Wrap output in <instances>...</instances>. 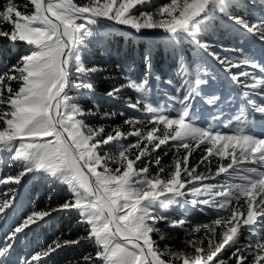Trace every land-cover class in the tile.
<instances>
[{
  "label": "snow or ice",
  "instance_id": "obj_1",
  "mask_svg": "<svg viewBox=\"0 0 264 264\" xmlns=\"http://www.w3.org/2000/svg\"><path fill=\"white\" fill-rule=\"evenodd\" d=\"M151 4L152 0L0 3V40L25 48L16 63L0 72V160L15 170L14 175H0V185L9 186L0 199V219L9 210L15 211L17 190L28 176L65 185L69 194L55 207L50 206V194L49 206H33L8 230L0 241V264H49L55 254L82 241L94 242V255L85 254L75 264H229L230 260L247 264L249 257L251 264H264V235L257 227L264 224V75L254 71L264 73V63L257 61L251 50L228 48L212 38L217 21L223 18L229 22L228 31L256 38L264 45V16L250 19L234 14L243 7L241 0H168L145 10ZM101 21L125 26L137 34L162 31L163 45L176 61V84L171 94L162 93L163 107L151 99L152 46L144 51L139 72L133 68L122 71L121 80L106 90V97L123 101L126 109L141 113L124 119L133 129L127 133L119 126L106 132L103 124L92 127L86 123L89 117L108 121L126 115L125 111H101L96 74L104 69L98 63L87 66L83 56L88 38L98 31ZM185 41L197 56L206 54L222 67L235 96L204 91L201 86L210 81L203 78V64L191 68L184 55ZM14 81L19 84L17 89L12 87ZM167 83L173 85V80ZM72 90L85 100L90 98L91 107L81 106L69 95ZM126 90L136 93L135 100L123 95ZM197 97L207 107V127L198 126L204 115L196 109ZM234 100L239 104H233ZM221 104L232 110L223 124L228 133L212 126V121L225 119ZM217 108L218 112L213 111ZM142 124L151 127L147 131L136 127ZM130 137L135 141L121 143ZM169 144L178 151L183 149L184 155L174 159L172 170L164 176L160 156H155L154 162H145V158ZM201 145L204 155L200 164L218 158L214 173L210 169L208 175L198 173L199 164L189 165L192 152ZM139 163L144 166L138 167ZM153 163L158 167L155 175L150 174ZM222 174L224 183H205ZM188 196L190 200L185 199ZM189 204L200 206L198 210L204 215L211 210L215 218L194 223L186 213L176 219L160 211L173 205L183 209ZM61 213L77 216L84 234L76 239L58 236L27 257L15 255L22 238ZM161 222L183 230L186 236L202 231L204 235L185 241L191 253L168 247L161 250L152 238L160 232ZM244 231L254 241L241 244ZM226 249H232L231 254L222 259Z\"/></svg>",
  "mask_w": 264,
  "mask_h": 264
},
{
  "label": "rangeland",
  "instance_id": "obj_2",
  "mask_svg": "<svg viewBox=\"0 0 264 264\" xmlns=\"http://www.w3.org/2000/svg\"><path fill=\"white\" fill-rule=\"evenodd\" d=\"M241 0L243 7L239 9L234 10V14L238 12H243V11H248L246 13L247 17L250 19H255L259 18L261 16H264V4L261 3V0ZM76 3L82 4V0H75ZM87 2V1H86ZM168 0H152V4L149 6L145 7V10L151 11L153 10L154 6H159L160 4L166 3ZM229 22L226 19L220 18L217 21V28L215 31L214 36L212 37L214 40L219 41L222 43L225 47L228 48H244L245 51L251 50L255 54V56L259 55L261 52V49L264 48V45H261V43L256 39L252 37H244L239 35L236 32H230L227 30ZM103 25L106 27L107 31L112 32L113 30H123L126 33H129V35L133 36L134 38L140 40L143 42L142 47L144 48V51L149 47V46H157V42L159 39H162L164 33L162 31H151V30H145L142 34H137L134 32V30H131L125 26H119L115 25L111 22L107 21H101L100 24H98L96 27L99 30L103 29ZM88 40L91 42L93 39L88 38ZM148 42H152L153 44L149 45ZM187 41L184 42L183 48L185 45H187ZM257 44L260 45L261 47H257ZM88 45L91 46V44L88 42ZM87 45V50L83 54L84 58L86 57H91L92 55V49L88 47ZM161 47L164 48L165 46L163 45V42H161ZM16 48V47H15ZM13 49L11 52H16L20 48H22L21 55L25 53V48L22 45H19V49ZM166 48V47H165ZM11 49V47H10ZM217 51L219 52V49L217 48ZM10 52V53H11ZM193 50L191 51V53ZM91 53V55H89ZM168 53V52H167ZM225 53H220V55H224ZM20 55V56H21ZM185 58L188 61V63L191 65V68H196L199 67L200 64H203V67L200 69L201 72L203 73V78L208 79L210 81L209 85H202L201 87L204 89L205 92L208 91H214L217 94H220L222 96H228V95H233L235 96V93L232 91L230 87V82L226 78V74L224 73L222 67L210 56H207L206 54L203 57H199L196 55V53L192 56H187L186 54ZM231 55V53H229ZM19 56V57H20ZM18 57V58H19ZM17 58V59H18ZM172 62V63H170ZM261 63H264V59H261ZM162 63V62H161ZM166 77L163 78L161 74H156L153 72V79L150 80V87L152 88V94H151V99L154 101L155 99L158 101H154V103H158L161 107L164 106L165 104V99L162 96L163 92H167L171 94L174 90V86L176 84V80L174 78V73L176 71V61L171 57V60L168 62H164L163 64L160 65L159 69ZM191 71V69H190ZM256 75H264V73H260V71L254 70ZM160 77L159 81L155 80V77ZM214 78V79H213ZM169 79L173 80V85H169L167 81ZM157 88L160 89V92H157ZM72 93L73 97L76 98L78 102H80V99L84 101L85 98L79 97L77 95V92L75 90H72L69 92V94ZM97 95V92H96ZM258 99V98H256ZM163 100V101H161ZM233 104H239V100H234ZM169 109H171L173 106L171 104L168 105ZM221 107L224 108V117L225 119L223 122L221 121H212V126L214 127L215 130L221 131L228 133L230 130L227 128L223 127L224 123H227V117L232 115V110H229V107L227 104H221ZM196 109L198 112L203 111L204 119L203 120H198V126L200 127H207L208 123L207 120L209 119L208 116V111L206 105L203 103V100L201 97H197V103H196ZM220 109H213V111L218 112ZM141 115V113H139ZM140 128L144 131H147L151 125L148 124H142L139 125ZM135 138V137H134ZM131 143L133 141H130L129 139L124 141V144ZM111 153L115 154L116 150L115 148L111 149ZM2 155V154H0ZM249 166H256V165H251L248 164ZM111 167H116L115 164L110 165ZM6 174H15V170L12 168H9L6 166V164L3 163L2 160H0V175H6ZM150 174L153 175L152 172ZM155 175V174H154ZM212 183V184H222V183H214L213 179L211 181L206 180L205 183ZM8 185H0V199L3 198V194L8 191ZM52 194L53 195V200L50 202V206L55 207L56 205L60 204L68 198L69 194L66 190L65 185H59V184H52L50 181L46 179H41L38 176L33 177V176H28L24 179L22 184L19 186L17 190V199L15 203V211L12 212L9 210V214L5 216L3 219H0V241H2L8 232V230L11 227H14L16 222L21 219L27 212H29L33 206H36L38 208H44L46 206H49V202L47 200L48 196ZM185 199H191L190 196L186 197ZM199 207L200 206H192V205H185L183 209L179 207V205H173L170 206L169 209L164 210L161 209L160 211L163 213L168 212L169 214H172L173 218H180V216L184 213L187 214V217L194 222V220H198L197 223H202L203 221L201 218L208 220L209 218L214 219L215 214L211 211L208 210V215H204L199 212ZM30 209V210H29ZM74 216L76 219L75 221H78V217L75 216L74 214L71 215ZM71 216L66 215V214H55L52 219L48 221L47 224H42L39 228H35L33 231L29 232L27 237L24 238V243L18 242L16 244V253L15 255H18L21 257V253L23 249H26L28 252L33 249L34 245H37L34 240L31 239V236H34V234H39L41 232H46L48 234H59L60 229H57L58 226H63L66 227L67 225V235L70 239H76L78 236L84 234V227L83 225L76 223L71 224V220H67ZM201 217V218H199ZM195 223V222H194ZM76 226L72 231V226ZM39 231V232H38ZM181 233L185 236V240L189 239V236H186L183 230H180ZM74 233V236L72 234ZM161 233H159V238ZM252 236V235H251ZM153 238V237H152ZM249 238V237H248ZM216 239H219V233L216 237ZM23 240V239H22ZM161 240V239H160ZM39 242V240H37ZM40 246L44 245V241H41L39 244ZM172 246V245H171ZM168 246L173 251L177 252H183L180 250H174L172 247L174 246ZM190 247V246H189ZM94 242H87V241H82L80 245L77 246H72L66 248L61 254L59 253L57 256H55V261L54 263L49 262V264H75V262L80 261L81 257L85 254L92 253L94 255ZM191 248V247H190ZM192 250V248H191ZM29 256V253H26L24 257ZM165 259H168V257H165ZM176 264H180L179 261L176 262Z\"/></svg>",
  "mask_w": 264,
  "mask_h": 264
},
{
  "label": "trees",
  "instance_id": "obj_3",
  "mask_svg": "<svg viewBox=\"0 0 264 264\" xmlns=\"http://www.w3.org/2000/svg\"><path fill=\"white\" fill-rule=\"evenodd\" d=\"M83 3H86L87 0H82ZM255 1V0H254ZM253 1V2H254ZM3 0H0V3H2ZM18 3L21 5L26 2V0H17ZM240 15H246L248 11L238 12ZM236 14V13H235ZM247 16V15H246ZM5 28L7 29V25H5ZM98 29V28H97ZM93 39L88 45L92 49V55L91 57H86L85 62L87 66H92L93 64H99L104 71L102 73L96 74V84H97V95L96 98L98 102L100 103L101 111H125L126 115L124 117L117 116L114 120H108V121H101L98 117L93 118L89 117V119L86 121L90 126L92 127H98L101 124L105 126L106 132L112 131L113 128L119 126L120 130L127 133L129 131H132V127L124 124V119L129 116H140L139 113H135L130 109H126L123 101H113L112 99L106 97L105 92L106 90L110 89L114 84L118 83L121 80V73L122 71H126L128 68H133L137 72L140 71L142 63H143V53L144 48L142 47L143 42L134 38L133 36L129 35V33L124 32L123 30H113L112 32L107 31L106 27L103 25V29L94 32L92 37H89ZM162 39H159L157 42V46L152 47L153 48V72L156 74H161L163 78L166 76L159 70L160 65L164 62H168L171 60V56L167 53V48L161 47ZM149 45L153 44L152 42H148ZM11 47V49H10ZM257 47H261L257 44ZM15 47H12L8 44L5 40H0V72L4 71L6 66H10L14 63H16L17 58L22 54V48L19 49V46H17L15 49H19L16 52H11ZM187 44L184 47V54L187 56H192L196 52ZM11 52V53H10ZM197 55V54H196ZM257 61H261V52L259 55L255 56ZM162 62V63H161ZM172 63V62H170ZM120 65L118 68L117 65ZM13 89H17L19 87V84L17 82L12 83ZM70 96H73L72 93L69 94ZM125 97H132L133 100H135L136 93L131 90H126L123 94ZM158 101V100H154ZM163 101V100H161ZM81 106L83 107H91V100L90 98L88 100L82 101L80 99ZM136 127L140 128L139 125H136ZM136 138L130 137V141H135ZM121 143H124L122 141ZM126 144V142H125ZM143 147V144L141 145ZM167 153V154H165ZM160 156L161 158V165L165 168V171L162 175L167 176L168 172L172 170L173 161L174 159L178 157H182L184 155V150L180 149L179 151L173 147L171 144L163 148L162 150L158 151L157 153H154L152 157L145 158V162L147 160L151 159L154 162L155 156ZM204 155V146L201 145L200 148H196L190 158H189V165L191 167H196L199 164V167L197 168L198 173H203L205 175L209 174V169L212 173L216 171V168L218 166V158H212L210 164H200L201 157ZM224 163H228V161H224ZM144 163H139L138 167H143ZM249 166V165H246ZM251 167V166H250ZM231 171V170H230ZM150 172L156 174L158 172V167L153 165H150ZM226 177L222 174L221 176L216 177L213 179L214 183H222V181H225ZM211 181V180H208ZM208 183V182H206ZM52 204V203H50ZM52 206V205H51ZM30 210V209H29ZM163 213V212H162ZM164 215L173 216L172 214H169L168 212L163 213ZM181 217V216H180ZM201 218V217H199ZM72 219V220H71ZM75 217L71 216L67 220H71V224L76 223ZM179 219V218H178ZM203 221L202 223L210 222L212 219L209 218L208 220H205L201 218ZM195 223L198 222V220H194ZM68 224H66L67 227ZM63 226H58L57 229H60L59 234H48L46 232H41L39 234H34V236H31V239L36 242L37 245H34L33 249L28 252L26 249L22 250L21 257H24L26 253L32 254L36 251L41 250L42 248L46 247L48 243H50L53 239L56 237L66 238L69 237L67 235V228ZM76 226H72L71 231ZM158 227L160 228V235H163L165 239L160 240L159 233H153L152 237L154 240L157 241L158 246L161 250H163L165 247L168 246H174L172 249L174 250H180L183 252L191 253V248L186 244V240L184 239L185 236L183 233L180 232L181 229L179 228H171L168 226L167 223L161 222ZM259 229V233L261 235H264V224H260L257 226ZM39 232V231H38ZM220 232V229L217 230V235ZM204 235L203 231L200 233H192L191 236H189V239H200ZM74 236V233L72 234ZM249 237V238H248ZM25 238V237H24ZM24 238H22L19 242L22 244L24 243ZM75 239V238H74ZM39 240V242H37ZM250 240L254 241V237L251 236V234L248 231H244L243 234L240 237V243L246 244ZM41 241H44V245L40 246L39 244ZM66 248L61 250L59 253L61 254ZM232 249H226L222 255V259H227L231 254ZM59 253L55 254L49 262L54 263L55 256H57ZM229 264H234V261H229ZM247 264H251V257H249Z\"/></svg>",
  "mask_w": 264,
  "mask_h": 264
}]
</instances>
